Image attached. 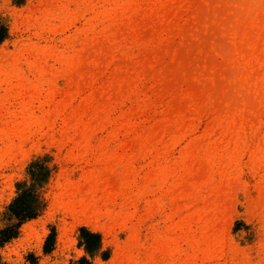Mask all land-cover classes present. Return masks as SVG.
<instances>
[{"label":"rangeland","instance_id":"1","mask_svg":"<svg viewBox=\"0 0 264 264\" xmlns=\"http://www.w3.org/2000/svg\"><path fill=\"white\" fill-rule=\"evenodd\" d=\"M0 31V230L49 169L0 264H264V0H0Z\"/></svg>","mask_w":264,"mask_h":264},{"label":"trees","instance_id":"2","mask_svg":"<svg viewBox=\"0 0 264 264\" xmlns=\"http://www.w3.org/2000/svg\"><path fill=\"white\" fill-rule=\"evenodd\" d=\"M2 31H0V40L2 39ZM30 184L28 182H19L18 195L8 206V216L14 223L7 225L0 230V242H5L18 233L20 225L31 218L39 215L46 207V201L39 190L40 187L47 181L49 176V169L40 164L39 160L31 163ZM90 237H98L99 234L88 232L84 229ZM87 250L90 251L87 244ZM85 259H83V264Z\"/></svg>","mask_w":264,"mask_h":264},{"label":"bare ground","instance_id":"3","mask_svg":"<svg viewBox=\"0 0 264 264\" xmlns=\"http://www.w3.org/2000/svg\"><path fill=\"white\" fill-rule=\"evenodd\" d=\"M35 240H37V241H36V244L39 245L40 242H41V240H40V236H37Z\"/></svg>","mask_w":264,"mask_h":264}]
</instances>
